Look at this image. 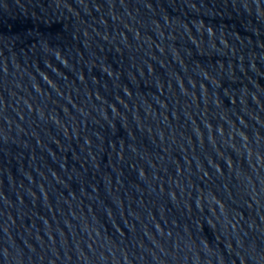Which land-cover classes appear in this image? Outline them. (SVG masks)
<instances>
[{
    "label": "water",
    "instance_id": "95a60500",
    "mask_svg": "<svg viewBox=\"0 0 264 264\" xmlns=\"http://www.w3.org/2000/svg\"><path fill=\"white\" fill-rule=\"evenodd\" d=\"M0 264H264V0H0Z\"/></svg>",
    "mask_w": 264,
    "mask_h": 264
}]
</instances>
